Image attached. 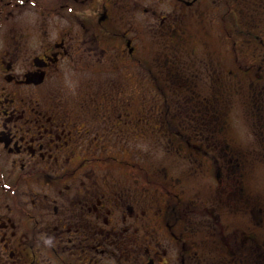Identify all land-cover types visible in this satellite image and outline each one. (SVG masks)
<instances>
[{
  "label": "flooded vegetation",
  "instance_id": "obj_1",
  "mask_svg": "<svg viewBox=\"0 0 264 264\" xmlns=\"http://www.w3.org/2000/svg\"><path fill=\"white\" fill-rule=\"evenodd\" d=\"M264 0H0V264H264Z\"/></svg>",
  "mask_w": 264,
  "mask_h": 264
},
{
  "label": "rangeland",
  "instance_id": "obj_2",
  "mask_svg": "<svg viewBox=\"0 0 264 264\" xmlns=\"http://www.w3.org/2000/svg\"><path fill=\"white\" fill-rule=\"evenodd\" d=\"M264 173V171H262ZM263 179H264V174L262 175ZM263 192H264V186H263Z\"/></svg>",
  "mask_w": 264,
  "mask_h": 264
}]
</instances>
